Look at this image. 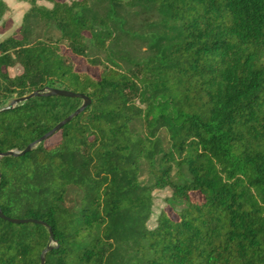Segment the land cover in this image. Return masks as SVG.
<instances>
[{"label": "trees", "instance_id": "16d2710c", "mask_svg": "<svg viewBox=\"0 0 264 264\" xmlns=\"http://www.w3.org/2000/svg\"><path fill=\"white\" fill-rule=\"evenodd\" d=\"M18 1L0 110L89 105L0 157V264H264V0ZM81 105L0 111V154Z\"/></svg>", "mask_w": 264, "mask_h": 264}, {"label": "water", "instance_id": "95a60500", "mask_svg": "<svg viewBox=\"0 0 264 264\" xmlns=\"http://www.w3.org/2000/svg\"><path fill=\"white\" fill-rule=\"evenodd\" d=\"M50 96L81 99L82 100V105L72 115H70L67 118H65L62 122H60L59 124H57L50 132H48L46 135H44L42 138H40L35 143L29 145L24 151H22L20 153H16L14 151H8L6 153L0 154V157H6V156H22L25 153H28V152L32 151L33 148H35L36 145H38V144L46 141L51 136H53L57 132H59V130L64 125L68 124L70 121H72L73 119H75L89 105L88 99L85 96L81 95V94H75V93H72V92L63 91V90H59V89H56V88H49V89H46L44 93H42V92H34V93L29 94L27 96H23V97H20V98H13V99L9 100L8 103H7V105L4 108H2L0 111L11 110V109L19 106L23 102L29 100L32 97H50ZM0 217H2L1 213H0ZM8 221L11 222V223H15V224H21V223H27V222H29V221L14 220V219H8ZM31 222L36 223L34 221H31ZM39 224L44 225L43 223H39ZM50 250H51V244H49L47 246V248L42 252V255H41V264H44V262H45L44 257L46 255V253L49 252Z\"/></svg>", "mask_w": 264, "mask_h": 264}, {"label": "rangeland", "instance_id": "374dc122", "mask_svg": "<svg viewBox=\"0 0 264 264\" xmlns=\"http://www.w3.org/2000/svg\"><path fill=\"white\" fill-rule=\"evenodd\" d=\"M21 2V1H20ZM23 2V1H22ZM25 3H27V2H25ZM28 4V3H27ZM29 5V4H28ZM37 5L38 6H44V7H47V8H50L51 6L48 4V3H45V2H38L37 3ZM30 9V5H29V8H28V10ZM28 10L25 12V13H27L28 12ZM24 13V14H25ZM23 14V15H24ZM23 15H21V21H22V17H23ZM6 16V15H5ZM21 21H20V23L19 24H21ZM4 26L2 27V28H5V30H6V32H9V28H8V26H7V24L6 23H4L3 24ZM13 30V29H12ZM12 31H10L9 32V34L11 33ZM5 34V33H4ZM0 39H2V35H0ZM76 62H77V68H78V70L79 71H84V72H87V73H89V74H91V75H93V76H97L98 75V70L97 69H94V68H90V67H88L87 65H85L84 64V62L82 61V59H80V58H77L76 59ZM8 72H9V75L11 76V77H15L18 73H19V68H13V69H9L8 70ZM58 140V137H53L52 139H50L49 141H48V143L49 144H52V143H55L56 141ZM154 210L155 211H158V210H160L161 208H162V206H163V199L165 198V197H168L169 196V193L168 192H166V191H161V192H155L154 193Z\"/></svg>", "mask_w": 264, "mask_h": 264}, {"label": "crops", "instance_id": "0c3cea01", "mask_svg": "<svg viewBox=\"0 0 264 264\" xmlns=\"http://www.w3.org/2000/svg\"><path fill=\"white\" fill-rule=\"evenodd\" d=\"M7 5L9 12L3 18L0 23V35L2 39L9 34L12 29L17 28L21 21V15H23L29 8V5L25 2H20L18 0H3ZM4 23L7 24L9 32H6L5 28H2ZM5 33V34H4ZM0 39V41L2 40Z\"/></svg>", "mask_w": 264, "mask_h": 264}]
</instances>
